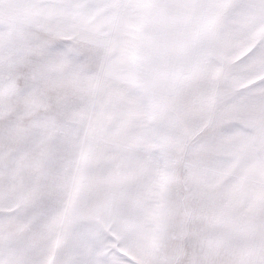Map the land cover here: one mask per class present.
<instances>
[{
    "label": "snow or ice",
    "instance_id": "6c2138e0",
    "mask_svg": "<svg viewBox=\"0 0 264 264\" xmlns=\"http://www.w3.org/2000/svg\"><path fill=\"white\" fill-rule=\"evenodd\" d=\"M0 264H264V0H0Z\"/></svg>",
    "mask_w": 264,
    "mask_h": 264
}]
</instances>
